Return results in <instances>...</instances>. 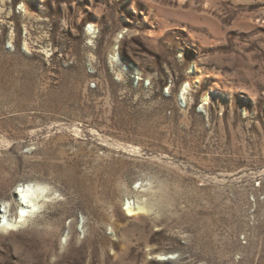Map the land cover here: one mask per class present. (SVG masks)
I'll return each mask as SVG.
<instances>
[{
  "label": "rangeland",
  "instance_id": "obj_1",
  "mask_svg": "<svg viewBox=\"0 0 264 264\" xmlns=\"http://www.w3.org/2000/svg\"><path fill=\"white\" fill-rule=\"evenodd\" d=\"M26 182L0 264H264V0H0L9 217Z\"/></svg>",
  "mask_w": 264,
  "mask_h": 264
},
{
  "label": "bare ground",
  "instance_id": "obj_2",
  "mask_svg": "<svg viewBox=\"0 0 264 264\" xmlns=\"http://www.w3.org/2000/svg\"><path fill=\"white\" fill-rule=\"evenodd\" d=\"M89 28H92V25L90 24L89 25ZM113 59L114 60H118V54H114L113 56ZM185 91L183 90L182 91V95H184ZM208 99V96L206 95V97L204 98V101ZM22 185H33V186H38V187H43L41 186L40 184H34V183H31V182H26ZM46 187V186H45ZM15 193H16V190H15ZM16 196H18V194L16 193ZM43 198V196H36V197H32V199L34 200V203L36 205L35 207V210L33 209V207L31 205H27V204H24L22 203V201L19 199L18 197V201H19V208H18V211L16 212L15 215L13 216H8L9 217V222L10 223H13L14 222V226L12 228H8L6 225L2 224L1 227H3L6 231H16L19 227L22 226V224L28 219V217H31L32 214L40 207L39 205V201ZM24 210L27 214L21 218L19 216V210ZM124 210H126V214L128 216H136V215H140V214H143L145 213V207L141 204H137V205H130L129 201H128V204L126 205V207H124ZM174 258V255L173 254H166V255H163V254H159V255H156V260L158 261H169L171 259Z\"/></svg>",
  "mask_w": 264,
  "mask_h": 264
},
{
  "label": "clouds",
  "instance_id": "obj_3",
  "mask_svg": "<svg viewBox=\"0 0 264 264\" xmlns=\"http://www.w3.org/2000/svg\"><path fill=\"white\" fill-rule=\"evenodd\" d=\"M49 189L45 187H38L33 185H20L16 188V193L18 194L19 199L22 203L31 205L35 210V203L32 197L36 196H46ZM58 195V193H57ZM10 208V202L4 201L0 204V212H3L5 215L2 217V223L6 225L8 228H12L14 226V222H9L8 212ZM27 213L24 210H19V216L23 218Z\"/></svg>",
  "mask_w": 264,
  "mask_h": 264
},
{
  "label": "built area",
  "instance_id": "obj_4",
  "mask_svg": "<svg viewBox=\"0 0 264 264\" xmlns=\"http://www.w3.org/2000/svg\"><path fill=\"white\" fill-rule=\"evenodd\" d=\"M5 48L8 49V50H13V45L11 44V41H9L6 45H5ZM148 83V82H147ZM146 83V84H147ZM90 86L91 87H95V83L94 82H91L90 83Z\"/></svg>",
  "mask_w": 264,
  "mask_h": 264
}]
</instances>
